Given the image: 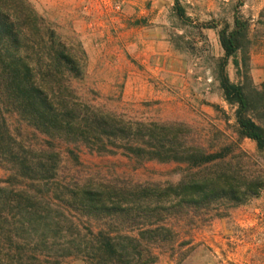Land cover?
Masks as SVG:
<instances>
[{
  "label": "trees",
  "instance_id": "trees-1",
  "mask_svg": "<svg viewBox=\"0 0 264 264\" xmlns=\"http://www.w3.org/2000/svg\"><path fill=\"white\" fill-rule=\"evenodd\" d=\"M233 23L219 34L216 78L237 134L262 152L264 87L246 71L240 82L226 72L230 58L240 71L236 53L249 29L239 16ZM86 68L82 46L63 40L27 0H0V264H156L157 250L191 245L178 237V223L221 216L218 206L242 203L263 186L264 174L227 159L234 148L242 153L236 145L212 149L183 122L125 120L96 106L75 86ZM84 151L121 155L135 167L187 168L175 183L65 174V160L80 165Z\"/></svg>",
  "mask_w": 264,
  "mask_h": 264
},
{
  "label": "rangeland",
  "instance_id": "rangeland-1",
  "mask_svg": "<svg viewBox=\"0 0 264 264\" xmlns=\"http://www.w3.org/2000/svg\"><path fill=\"white\" fill-rule=\"evenodd\" d=\"M27 1L63 40L84 49L86 74L75 82L83 97L125 120L183 122L212 149L228 143L240 147L242 153L234 148L229 162L264 174V151L237 134L234 107L224 100L216 78V63L223 57L220 31H230L239 16L249 27L242 52L236 53L241 67L238 72L230 58L226 72L240 82L246 71L253 86L264 87V0ZM79 158L80 165L67 158L62 171L175 183L187 168L175 162L135 167L121 155L87 151ZM5 174L0 167V178ZM218 207L221 216L212 211L198 226L178 223V237L191 245L175 253L157 250L156 264H264V183L246 201Z\"/></svg>",
  "mask_w": 264,
  "mask_h": 264
}]
</instances>
